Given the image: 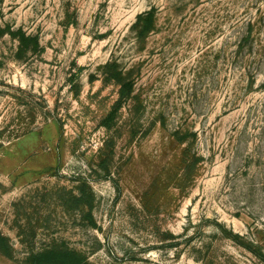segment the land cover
<instances>
[{"label": "rangeland", "instance_id": "rangeland-1", "mask_svg": "<svg viewBox=\"0 0 264 264\" xmlns=\"http://www.w3.org/2000/svg\"><path fill=\"white\" fill-rule=\"evenodd\" d=\"M0 30V264H264V0H0ZM111 61L134 88L107 131ZM55 244L75 254L34 256Z\"/></svg>", "mask_w": 264, "mask_h": 264}, {"label": "trees", "instance_id": "trees-1", "mask_svg": "<svg viewBox=\"0 0 264 264\" xmlns=\"http://www.w3.org/2000/svg\"><path fill=\"white\" fill-rule=\"evenodd\" d=\"M154 20V11L145 12L137 17V20L133 25L132 30L136 34L138 42L143 43L147 40L148 35L154 30ZM3 33L4 30H0V34ZM9 35L13 39L18 41L20 56L25 54L28 50L35 51L39 46V42L36 37L27 35L22 30L10 31ZM104 77L107 82H113L119 87V98L113 105L111 111L103 120V127L107 131H112L118 126L120 113L123 109L124 103L129 99L133 92L134 80L130 71H126L125 69H123L117 61H111L105 65ZM178 140L181 145L185 144L184 137H179ZM202 162L203 159L200 155H198L195 151L193 153L189 147L185 146L181 150L177 162L175 164L176 172L172 177H170L172 181L169 182V179H167V185L173 183L179 191H186L195 181L197 177V170L202 164ZM159 185L160 179L157 178L144 195V208L148 209L149 207H151V203L152 200L155 198L156 192L157 194L161 192ZM94 200L95 197L92 189L88 184L83 183L79 188L78 194L75 195L72 192L69 193L68 199H65V204H67L66 206H69L70 208L91 209ZM90 219L92 222V226L95 227L96 224L94 223L93 217L90 216ZM57 254H62L63 256H72L73 254H75V252L67 247L55 244L50 249H46L42 253H38L34 256L36 258H47L57 256ZM201 264H212V262L204 263V261H201Z\"/></svg>", "mask_w": 264, "mask_h": 264}]
</instances>
